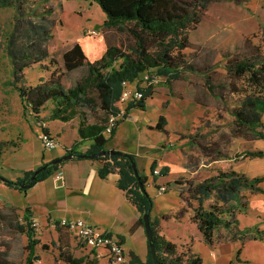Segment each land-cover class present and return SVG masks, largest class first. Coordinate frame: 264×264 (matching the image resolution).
Masks as SVG:
<instances>
[{
    "label": "rangeland",
    "instance_id": "obj_1",
    "mask_svg": "<svg viewBox=\"0 0 264 264\" xmlns=\"http://www.w3.org/2000/svg\"><path fill=\"white\" fill-rule=\"evenodd\" d=\"M19 1L12 8H0V162L2 161L3 171L13 160L19 161L21 164L31 162L35 153L42 147L45 149L41 140L42 127H45L43 122H51L49 119L54 108L52 102L47 103L40 115L41 120L30 115L29 111L24 115L22 101L18 91L14 88V83L19 86H36L49 81L53 75L54 79L61 80L64 89H70L86 77L87 68L67 71L63 60L65 51L83 37L87 39L104 37L109 44H115L119 38H124V35L116 29L104 27L106 15L93 0ZM183 1L194 3L195 11L200 17L199 24L193 26L188 32L190 48L185 51L188 69L183 74L184 80L173 83V97L169 95L167 84L161 82V77L158 78L154 82L156 94L153 99L148 100L146 110L132 112L126 121H121L120 136L134 151L141 166L148 164L152 156L161 154V148L155 146L159 134H151L146 127L149 124L157 123L159 116L166 118L171 132L180 131V133L176 132L171 135V141L175 145L181 143L191 145L197 142L201 135L198 128L204 124L205 129L203 130L217 135L218 143L224 145L228 142L231 143L230 151L232 154L234 153V157L235 153L239 154V150L240 154L248 151L239 146V140L232 133L233 112L239 107V95L236 92L241 87V81L234 79L232 75L228 77L227 73L228 66L232 71L234 63L247 60L251 53L264 57V0H249L245 3H241L242 1L239 0ZM28 20L39 24L44 21L53 23L52 37L47 44L48 57L41 61H37V57L27 60V68L22 74L15 76L10 56L13 44L11 45L9 37L16 27L23 28ZM88 30L98 34L89 36L86 34ZM87 39L82 41L83 49L90 61L94 62L101 55H99L98 48L95 54H92L93 42ZM152 71H156V69ZM208 74L209 81L215 88L208 89L205 86L204 81L207 80ZM140 77L139 83L141 86H145L148 74L144 73ZM136 85L133 84L131 87H136ZM90 94L93 97L96 96L93 91ZM177 97L184 98V101L179 102ZM160 101H162L161 105ZM167 101L169 102L167 108L163 109V103ZM193 101H199L207 106L206 114L202 116V119L197 120L201 110V108H197V114L191 111L187 122H180L177 118L178 105L176 106V104ZM171 102L172 104H170ZM180 106L182 105L179 104ZM118 107L124 112L127 105L118 103ZM168 108H172L170 114H166ZM105 117V113L98 107L94 109L81 107L76 110L68 124L79 126L82 119L91 124L101 122ZM61 123L60 120H54L49 123V128L55 135L57 132L60 133L58 139L62 144L73 137L74 131L67 128L62 130ZM208 125L209 129H207ZM3 171H0V175L12 180L6 177ZM148 186L150 191H153V183H149ZM193 186L191 185L190 188L193 189ZM26 192L5 185L0 180V264H26L28 240L26 234L19 232V226L27 223L22 216V208L27 201ZM244 194L247 195V192ZM214 195L213 199L206 202L207 208L216 204V193ZM190 196L192 198L193 194L190 193ZM190 196L187 197L188 203H191ZM161 199L163 200V198ZM157 201L160 202L159 198ZM188 207L195 209L197 205L196 203L189 204ZM219 209L225 211V206H219ZM174 213L171 211L170 214L174 215ZM193 215L192 211L189 218H184L182 221L185 226H189V228L181 227L189 235L188 237L180 236L181 233L175 231L180 222L174 218L168 222L163 221L172 230L179 255L177 263L173 260L168 264H185L187 258L194 255L190 254L192 253L190 248L194 242L191 230L195 225ZM228 216L221 215L224 223L220 228L227 227L226 223H229L230 227L234 222L236 223L235 218ZM246 234L248 235L246 236ZM221 235L222 233L218 231L216 237L221 238ZM244 236L248 241H264V231L255 227L246 229ZM47 245L51 248L50 240ZM39 247L37 246V252L41 254L43 251ZM227 247L226 249L220 248L224 256L229 251V245ZM244 252L248 257L240 254L236 260H231V264H264L263 248L250 244L246 246ZM186 253L187 258L184 257ZM167 259L170 261L172 257L167 256ZM35 262L36 259L32 261L33 264ZM229 263L217 262V264Z\"/></svg>",
    "mask_w": 264,
    "mask_h": 264
},
{
    "label": "trees",
    "instance_id": "obj_2",
    "mask_svg": "<svg viewBox=\"0 0 264 264\" xmlns=\"http://www.w3.org/2000/svg\"><path fill=\"white\" fill-rule=\"evenodd\" d=\"M106 15L104 27L116 29L124 35L115 44L106 42V51L103 57L94 62L90 61L82 45L77 42L63 53V60L67 71L71 72L86 67L87 75L76 86L64 89L61 80L52 78L36 86H19L14 83L24 108V115H30L41 120V113L47 103L54 104L50 121L60 120L68 122L73 118L74 113L81 107L94 109L98 107L105 113L106 117L101 122L86 123L82 119L79 123L78 132L81 140H92L91 148L86 153L78 152L77 145L68 153H74L78 158L90 159L98 163V174L100 178L106 179L112 174H118L117 186L122 190L127 199L141 213L139 224L144 226L143 215L152 213L154 201L146 189L147 177L138 170L135 175L133 164L136 163L132 154L106 155L98 158H90V155L102 151H108L106 144L115 135L117 127L124 121L131 110L145 111L148 100L155 94L153 82L161 77V82L167 84L172 91L173 83L184 80L186 64L185 51L190 48L188 32L199 24V16L195 11L194 3H186L183 0H93ZM237 1V0H236ZM245 3L249 0H239ZM19 0H0V8H12ZM202 8V7H201ZM52 22L44 21L42 24L28 20L23 28L16 27V30L9 37L13 49L11 59L14 68V75L18 76L27 68V60L37 57L41 61L48 57L47 44L52 37ZM234 69L229 70L228 77L241 81V87L236 94L239 95L238 109L233 112V135L236 138L254 140L263 137L262 113L264 112V57L256 54H249L247 60L238 61L233 64ZM156 69V71H152ZM208 72L207 69H205ZM148 74L145 86H141V75ZM54 74V73H53ZM205 86L208 89L215 88L207 75ZM131 85L137 84L138 90L143 92L142 99L131 101L127 104L124 112L118 107L122 92L123 82ZM218 87V86H216ZM91 91L96 96H91ZM165 103L164 108L167 107ZM111 116L118 117L116 126L111 134L106 135V127ZM44 123V122H43ZM166 118L160 116L157 124L151 129L166 132ZM42 133H49L47 127H42ZM202 138V137H201ZM234 138V137H233ZM217 140L214 142L216 148L221 147ZM67 153V154H68ZM247 156H262V152H248ZM137 164V163H136ZM46 163L40 166L42 168ZM61 164L49 163L47 168L42 170L36 177V181L30 183V178L35 171H28L24 177L15 181L2 177L1 182L5 185L15 187L26 192L38 182L44 181L52 176ZM153 164L152 169L155 168ZM139 178V179H138ZM3 180V181H2ZM198 185L194 187L193 199L199 203L195 210L194 221L208 243L212 242L214 231L224 223L221 215L226 212L233 213L232 202L239 203L240 191L244 188L261 191L257 184L264 181V178L248 180L245 175L233 171L208 170L197 176ZM26 181L27 189L20 187V183ZM139 182L144 185L141 189ZM191 181L183 183L189 188ZM167 189V188H166ZM212 193H216L217 204L209 210L201 206L203 200ZM225 206V211L219 209ZM23 219L27 222L19 226V232L26 234L28 256L26 264H33L37 259L36 247L40 244L37 238V231L31 226L30 211L27 209ZM230 227L229 223H226ZM151 226L156 246V253L159 264L178 262L179 255L177 247L164 240L157 231V224L151 218ZM232 238L237 233H232ZM149 243V241H148ZM48 245H43L47 250ZM150 250V243H149ZM167 256H171L169 261ZM187 258V253L184 254ZM178 258V259H177ZM59 259L68 264H89L82 259H76L68 253L61 252ZM132 261L143 264L137 257ZM185 264H202L199 258L188 257ZM145 264H153L151 252Z\"/></svg>",
    "mask_w": 264,
    "mask_h": 264
},
{
    "label": "crops",
    "instance_id": "obj_3",
    "mask_svg": "<svg viewBox=\"0 0 264 264\" xmlns=\"http://www.w3.org/2000/svg\"><path fill=\"white\" fill-rule=\"evenodd\" d=\"M85 39L87 38L83 37L77 40L76 43L79 42L83 47L82 41ZM87 40L93 42L92 54H95L98 48L101 58L106 51V42L108 40L104 37L88 38ZM168 89L169 95L173 96L170 88ZM177 98L179 102L184 101L182 97ZM161 104L162 101H160ZM179 104L182 106L179 107ZM179 104H176V106L178 105L177 118L182 123L187 122L191 111L197 114V108H201L197 116V120H199L202 119L208 109L207 106L199 101ZM164 105L165 103H163L162 108L166 109L167 107L164 108ZM193 108L195 109L194 111ZM168 109L170 110L168 111ZM168 109L166 114H170L172 110V108ZM132 112L137 113L138 111L136 109L131 110L128 117ZM51 122L46 121L43 126L49 129L50 135L56 141V146L50 150L42 147L40 151L35 153L31 162L25 164L13 160L5 171L1 168V161L0 171H3L6 177L13 181L22 178L26 172L35 171L44 163L65 156L76 145V150L83 154L91 148L92 140H81L78 132L79 126H71L68 122H62L61 129H70L74 131V135L67 142L61 144L58 139L60 133L57 132L55 135L49 128V123ZM156 124H149L146 127L151 134H159L155 146L161 148V154L152 156L145 166L144 164L141 166L134 151L121 138V123L117 127L115 135L106 144V149L132 154L135 157L138 170L147 177L146 189L154 201L151 218L157 224V231L164 240L176 244L172 230L163 221L168 222L174 218V220L180 222L175 231L180 232V236L188 237L189 235L181 227L189 228V226H185L182 221L184 218H189L192 211L195 215V210L199 207V203L193 199V196L192 198L190 196V193L194 195V188H186L183 183L191 181L190 186H197V176L208 170L233 171L237 174L245 175L250 181L264 178V128L262 130V138L254 140L237 138L239 146L248 151L240 154L239 150V154L236 155L235 153L234 157V153L232 154L230 151V142L226 145H221L219 148L214 146L217 135L204 131V124L198 128V132L201 134L200 138L191 145H184L183 143L175 145L171 141V135L176 132L180 133V131L171 132L172 130L169 129L168 123L165 128L166 132L150 128ZM262 124L264 127V112L262 113ZM209 127L208 125L207 129ZM248 152H262L263 155L247 156L246 153ZM153 164L156 165L154 169H152ZM156 170L160 171V173L154 174ZM118 179V174H112L108 178L102 179L98 174L97 162L74 157L62 163L58 170L48 179L38 182L26 192L27 201L22 208V216L24 217V212L26 213L28 209L30 211V221L38 223L39 226L36 229L37 238L40 240L38 246L43 251V253L39 254L36 247L37 259L35 264H68L59 259L61 252L68 253L76 259H82L84 263L110 264L109 253L106 249H93L80 242L73 233L59 225V221L63 218L85 220L101 232L109 233L119 239L124 246L128 264H137L132 261V257H137L143 264L147 263L150 250L145 227L139 224L142 215L129 202L126 194L118 188ZM149 183H153V191H150ZM161 187H166L167 190L160 193L159 189ZM257 187L261 191H253L248 188L240 191L238 196L239 203L236 201L232 202L235 205L232 215L226 212L222 214L235 218L237 220L236 223L234 222L231 227H218L213 233L211 243L206 241L203 232L194 221L195 225L191 229L194 242H192L193 245L191 244L190 248L192 252L190 254L194 255L191 257L199 258L202 264H217V262H230L229 264H231V260H236L240 254L248 257L244 249L250 244L261 247L264 250V241H248L246 237L248 234L244 236L246 229L252 227L264 231V181L257 184ZM244 192H247V195ZM188 196H190L191 203L187 202ZM214 197L215 195L212 193L203 200L201 206L204 210H209L213 206L207 208L205 204ZM157 198H159L160 202L157 201ZM195 203L197 205L195 209L194 207H188L189 204ZM185 205L187 206L185 207ZM171 211L175 212L174 215L170 214ZM218 231L222 233L221 238L216 237ZM233 232H238L235 238H232ZM180 236L177 238L179 239ZM48 240H50L51 248L48 246L49 250H44L43 245H47ZM228 245L229 251L224 256L220 248L226 249ZM217 247L219 248L216 249Z\"/></svg>",
    "mask_w": 264,
    "mask_h": 264
},
{
    "label": "built area",
    "instance_id": "obj_4",
    "mask_svg": "<svg viewBox=\"0 0 264 264\" xmlns=\"http://www.w3.org/2000/svg\"><path fill=\"white\" fill-rule=\"evenodd\" d=\"M87 35H96V33L94 31H89ZM146 80H148V78H146ZM122 85L123 92L119 101L120 105H127L131 101H138L142 99L143 92L138 90L137 87H131L132 85L127 81L123 82ZM117 120L118 117L116 116H111L109 118L105 132L106 135L111 134L112 129L116 126ZM41 140L46 150L53 149L56 146V142L50 133H42ZM159 173L160 171L158 170L154 171V174ZM166 190V187H161L159 189L160 193ZM59 225L73 233L80 242L84 243L88 247L93 249H106L109 253L110 264H128L123 244L119 239L111 234L101 232L99 229L93 227L82 219L69 220L67 218H63L59 221ZM31 226L37 229L39 225L36 221H31Z\"/></svg>",
    "mask_w": 264,
    "mask_h": 264
},
{
    "label": "water",
    "instance_id": "obj_5",
    "mask_svg": "<svg viewBox=\"0 0 264 264\" xmlns=\"http://www.w3.org/2000/svg\"><path fill=\"white\" fill-rule=\"evenodd\" d=\"M106 155L114 156V155H121V153L117 152V151L108 150V151H102V152L90 155V158H98V157L106 156ZM74 157H76L74 153H68V154H66L63 157H60L58 159H55V160H53L51 162L46 163V165H44L42 168L37 169L35 171L34 175L30 178V183H33V182L36 181L37 175L42 170L46 169L49 163H51V164H62L65 161L73 159ZM133 169H134L135 175L139 177V175H138V167H137L136 163L133 164ZM0 178H1V176H0ZM139 184H140L141 189H143L144 185L141 182H139ZM29 185L30 184H28L26 181H23V182L20 183V187L23 188V189H27L29 187ZM143 222H144V227H145L146 234H147V237H148V241L150 243V252H151L152 259H153V264H159L158 258H157V253H156V246L154 244L150 212H148V213L143 215Z\"/></svg>",
    "mask_w": 264,
    "mask_h": 264
}]
</instances>
